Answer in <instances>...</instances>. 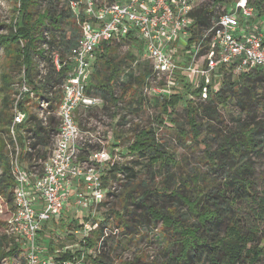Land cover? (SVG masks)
<instances>
[{
    "label": "trees",
    "instance_id": "obj_1",
    "mask_svg": "<svg viewBox=\"0 0 264 264\" xmlns=\"http://www.w3.org/2000/svg\"><path fill=\"white\" fill-rule=\"evenodd\" d=\"M39 1L22 0L16 30H10L8 35H0V47L7 51L14 63L19 62L24 68L23 75L33 85L36 95L47 96L52 100L50 107L55 109L61 98L60 85L70 69L69 64H65L67 55L80 36V27L77 23L74 29H65L66 21L76 24L75 14L70 8L67 10L60 7L56 0H48L47 7L40 11ZM224 1L214 0L215 5ZM254 4L257 12L261 14L264 11V0H254ZM211 9L213 8L202 6L196 12V23L190 43L196 40V26L199 33L202 26L209 27L214 22L209 20V15L214 13ZM85 18L82 15L81 21ZM45 43L48 48L43 46ZM118 45L120 43L115 41L101 44L97 52L96 71L87 90L90 94L101 91L104 102L111 101L116 105L118 103L115 96L116 88L121 90L122 96L131 97L136 92L134 86L152 76L150 73L135 75L131 71L128 80H124L122 71L126 60L117 61V58L113 57ZM55 53H58L60 62L64 63L58 72L52 62V55ZM36 56L47 60L45 78L40 79L38 83L34 73ZM134 56L128 53V57ZM218 73L220 75L216 78L221 82L218 90L211 82L207 83L205 80H202L199 86L193 87L181 79L182 86L189 96L176 92L170 98L156 94L153 97L154 103L162 108L160 121L170 118L176 107L184 102L185 120L188 124L185 135L190 136L204 149L207 172L189 175L182 179V186L172 187L174 181L170 166L176 164L175 159L166 151L165 145L158 140L156 131L151 126L140 129L134 141L128 146L131 154L140 157L134 161L135 165L116 162L109 168L115 179L120 175L127 183H132L139 177V171L135 166H142L145 163L150 173L155 172L152 170L156 164L167 168L164 185L151 190L147 183L148 188L142 191L139 201L134 203L144 211L141 213L144 218L141 216H139L141 220L135 218L139 224L161 220L166 228H171L170 232L174 235L175 240L171 247L166 249L165 258L155 264H258L264 256V245H261L264 241V171L256 175L252 165L253 156L264 150V71L253 69L235 74L222 68ZM3 80V90L6 94L0 109V133L2 135L5 132L9 135L15 90L11 89V83L6 76ZM27 96L28 94L26 98ZM195 97L204 100L197 102ZM24 102H19L18 106L29 115L27 121L18 126L20 159L28 158L30 167L39 166L41 170L40 160L44 161L48 157L51 150L49 146L58 131L57 121L52 116L50 126H43L36 113L29 112ZM230 103L237 112L233 113L232 127L226 123L225 116L219 109L220 104L228 106ZM86 108L90 112L93 107ZM27 139H31L29 143L31 150L25 149ZM213 141H217L216 149L212 148ZM5 144V140L0 136V166L3 169L0 175V196L6 203L12 204L14 180L9 158L3 149ZM102 179L104 184V176ZM151 179L155 181L156 175L152 174ZM153 196L156 200L157 197L175 198L186 209L182 214H177L176 206L173 210L164 209V206H159L152 198ZM76 225L78 227L74 234H80L82 240L86 241L85 245L90 247L95 244L89 237L90 233L93 232L100 237L105 227L104 224H99L96 229L84 235L76 233L77 229H83V223L74 219L69 226ZM124 227L128 228V225ZM49 240H52V237ZM51 243L53 242L50 241ZM174 245H177L178 251H173ZM42 246L49 252L54 251L51 245L49 248L44 244ZM7 248L6 239L0 238V260L21 252L17 244ZM82 255L87 261H89L87 258L91 257L94 264H108L97 256L86 255V251L83 250L73 251L69 248L61 252L59 257L53 254L58 261Z\"/></svg>",
    "mask_w": 264,
    "mask_h": 264
},
{
    "label": "built area",
    "instance_id": "obj_2",
    "mask_svg": "<svg viewBox=\"0 0 264 264\" xmlns=\"http://www.w3.org/2000/svg\"><path fill=\"white\" fill-rule=\"evenodd\" d=\"M81 26L80 36L67 55L70 69L61 86L58 107L52 100L37 96V117L49 127L51 117L57 121L58 131L42 168L29 172L22 168L19 158L18 126L25 123L28 113L19 102L32 94V85L25 76L14 93V114L9 125L11 143L16 149L13 175V214L8 220L9 234L22 253L18 264H92L84 255L64 261L55 260L42 246L39 232L50 220L61 216L73 195L75 206H97L106 196L103 168L110 156L102 138L86 136L81 130L78 114L82 108L101 104L103 99L88 93L96 71L97 52L107 41L131 44L153 63L154 76L167 77L165 87L155 88L156 95L167 97L193 87L202 80L210 83L226 68L235 74L253 69L264 71V15L257 12L254 0H225L221 12L207 28L200 29L190 43L196 23V12L203 2L216 11L214 0H67ZM84 15L85 20L81 21ZM191 45V46H190ZM44 47L48 48L45 43ZM54 69L63 64L58 53L52 55ZM46 59L41 65L44 67ZM46 68V66H45ZM177 76V78H175ZM153 77V75L151 76ZM150 77V79H151ZM172 78V79H171ZM153 79V78H152ZM155 80V79H154ZM216 90L218 89L215 84ZM152 92V91H151ZM32 132H30V135ZM27 139L25 148H29ZM116 150V149H115ZM72 200V199H71ZM98 222L85 219L83 229L76 233L87 235Z\"/></svg>",
    "mask_w": 264,
    "mask_h": 264
},
{
    "label": "rangeland",
    "instance_id": "obj_3",
    "mask_svg": "<svg viewBox=\"0 0 264 264\" xmlns=\"http://www.w3.org/2000/svg\"><path fill=\"white\" fill-rule=\"evenodd\" d=\"M60 7H64L69 10L67 0H56ZM22 0H0V35H8L10 30H16V21L19 16V8L21 7ZM48 5V0H40L38 3V9L43 11ZM210 7L211 4L203 2L201 7ZM216 11L209 15L210 22L214 21V18L221 12V4H216ZM37 7V6H36ZM215 7H213L214 9ZM215 10V9H214ZM264 14V11L262 12ZM72 22L70 24L66 21L65 29H74L78 23ZM79 25V23H78ZM80 29L81 26L79 25ZM207 26H202V29ZM24 43V42H23ZM119 44V43H118ZM128 53H132L134 58L128 57ZM113 57L117 58V61L126 60L124 69L122 71V78L128 80V75L131 71L135 75L141 73H150L153 77L145 78L144 82L134 86L135 94L131 97L122 96L119 88L115 89V96L118 98L117 105L111 101H105L102 98L101 91L93 95H97L103 99L101 104L92 106L93 108L89 112L88 108H82L78 114L79 124L81 130L84 132L82 135L86 136L89 132L91 135L100 137L104 141V147L107 148L109 153V160L106 162L103 168L104 186L106 188V196L103 199L102 204L99 206H92L86 208H78L75 206L74 198L72 197L69 202L70 209H68V216L72 220H77L83 223L86 219L92 222L97 221L99 224H104L105 227L102 230V234L98 237V234L93 232L90 236L94 240V246H86V241L82 240L80 234H74V230L78 227L69 226L71 221L64 222L65 216L53 218L49 223L44 225V232L42 233V239L40 242L47 246H53L54 251H50V254H54L55 257L61 256V252L73 249V251H86V255H92L106 261L108 264H155L163 261L166 255V249L170 248L175 238L170 227L166 228L162 221H150L147 223L139 224L135 218L141 220L144 218L141 213L144 211L134 204L139 201V195L145 188L152 190L155 187H162L164 185V179L167 175V168L161 164H156L152 171L149 172L144 163L142 166H135V169L139 171V177L132 183L126 182V179H122V176H115L109 171L114 163H121L127 165H135L137 159L140 157L137 154H131L128 146L134 141L136 133L147 126H151L156 131L158 140L166 147V151L172 155L176 164L170 166V173L173 174L174 186H182V179L187 178L189 175H194L198 172L204 174L208 170V165L205 163L206 154L201 145L196 143L190 136L185 135L188 130V124L185 120V104L182 102L179 104L170 118L160 121L162 117V108L154 103L155 93L153 89L165 87L167 83V77L157 78L154 76L153 63L148 57L141 51H137L131 44L120 43L118 45ZM43 57H35V76L37 83L40 79L45 78L47 69L41 65ZM47 61V60H46ZM101 62H98L100 67ZM24 74V68L19 65V62L14 63L7 51L0 47V109L3 105V97L6 91L3 90L4 76L7 77L11 83V89L17 91V84L21 82ZM153 78V79H152ZM177 78V76H175ZM155 79V80H154ZM172 79V78H171ZM215 79V80H214ZM210 81L213 86L217 84L220 88L221 82L217 78ZM217 79V80H216ZM33 88V85H32ZM217 89V90H218ZM13 90V91H14ZM152 91V92H151ZM188 91V90H187ZM185 93V96L189 93L185 89L180 93ZM12 96V93H10ZM14 95V94H13ZM171 95H167L166 98H170ZM152 98V100H151ZM206 99V96H204ZM204 98L195 97V101H203ZM188 99V98H186ZM24 104L28 107L29 112L37 113L39 107L36 92L29 94L24 100ZM220 104L219 109L225 116L226 123L232 127L233 113L237 114L235 107L231 105ZM105 106L108 108H105ZM107 109V110H106ZM11 114H14V103L12 104ZM0 136L5 140L4 152L9 158V165L11 175L14 180L13 168L15 165L16 149L12 145V141L8 133H3ZM211 137V136H210ZM211 140V138H209ZM2 145V144H1ZM52 147V144L50 145ZM49 148L51 149V147ZM217 141H213V149H216ZM48 148V149H49ZM26 149V148H25ZM116 149V150H115ZM21 156V150H19V158ZM42 161L40 160V163ZM207 162V160H206ZM22 168L31 172L34 167H30L29 159H21ZM252 165L256 175H259L264 171V150L258 155H254L252 158ZM39 166L37 167V169ZM3 169L0 166V175ZM155 174L156 179L153 181L151 175ZM148 183V186H147ZM13 187V192H14ZM80 188L76 187L70 191L73 196L76 190ZM154 191V190H153ZM156 200L155 196L152 197ZM159 206H164V209L173 210L178 208V213H184L186 207L177 200L169 198H158ZM176 206V207H175ZM69 207V206H68ZM13 202L8 204L0 196V238L6 239L9 249L13 244V238L9 234L8 220L13 214ZM247 211V209H244ZM67 214V213H66ZM246 215V214H245ZM86 216V218H85ZM141 216V217H139ZM63 217V218H62ZM128 225V228L124 226ZM52 240H49L51 239ZM50 241L53 243L50 244ZM261 245H264V241ZM178 251L177 245H174L173 251ZM22 253L14 254L10 257H4L0 260V264H18L21 262ZM93 264L91 257L87 258ZM258 264H264V256L258 262Z\"/></svg>",
    "mask_w": 264,
    "mask_h": 264
},
{
    "label": "crops",
    "instance_id": "obj_4",
    "mask_svg": "<svg viewBox=\"0 0 264 264\" xmlns=\"http://www.w3.org/2000/svg\"><path fill=\"white\" fill-rule=\"evenodd\" d=\"M71 195V194H70ZM73 196H71V198H72ZM70 202H71V199H70ZM69 206V207H68ZM71 207H70V205H69V203H68V205L66 206V208L64 209V211H63V215L65 216V218H63L64 219V222H67V220H72V218L70 217V216H68V209H70ZM67 213V214H66ZM62 216V215H61ZM59 218H60V216H58ZM67 219V220H66ZM48 224V223H47ZM44 232V228L42 227V229H41V231L39 232V236H40V238L42 239V233Z\"/></svg>",
    "mask_w": 264,
    "mask_h": 264
}]
</instances>
